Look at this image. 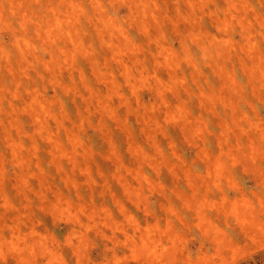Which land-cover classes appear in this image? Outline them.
Returning a JSON list of instances; mask_svg holds the SVG:
<instances>
[{
	"label": "rangeland",
	"instance_id": "obj_1",
	"mask_svg": "<svg viewBox=\"0 0 264 264\" xmlns=\"http://www.w3.org/2000/svg\"><path fill=\"white\" fill-rule=\"evenodd\" d=\"M0 264H264V0H0Z\"/></svg>",
	"mask_w": 264,
	"mask_h": 264
}]
</instances>
